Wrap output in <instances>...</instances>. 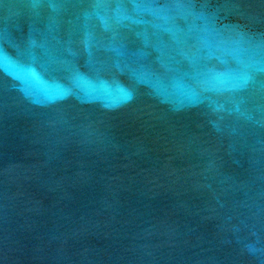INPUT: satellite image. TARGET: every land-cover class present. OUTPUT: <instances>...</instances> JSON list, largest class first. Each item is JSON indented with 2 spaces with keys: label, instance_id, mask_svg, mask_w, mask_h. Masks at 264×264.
I'll return each mask as SVG.
<instances>
[{
  "label": "water",
  "instance_id": "water-1",
  "mask_svg": "<svg viewBox=\"0 0 264 264\" xmlns=\"http://www.w3.org/2000/svg\"><path fill=\"white\" fill-rule=\"evenodd\" d=\"M0 264H264V0H0Z\"/></svg>",
  "mask_w": 264,
  "mask_h": 264
}]
</instances>
